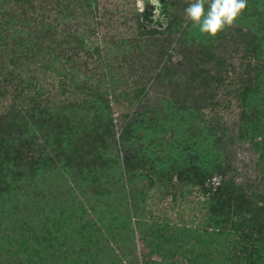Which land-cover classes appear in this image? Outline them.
I'll return each instance as SVG.
<instances>
[{
	"label": "trees",
	"instance_id": "obj_1",
	"mask_svg": "<svg viewBox=\"0 0 264 264\" xmlns=\"http://www.w3.org/2000/svg\"><path fill=\"white\" fill-rule=\"evenodd\" d=\"M176 5L0 0V264H264V0L215 38ZM153 188L198 221L149 215Z\"/></svg>",
	"mask_w": 264,
	"mask_h": 264
},
{
	"label": "rangeland",
	"instance_id": "obj_2",
	"mask_svg": "<svg viewBox=\"0 0 264 264\" xmlns=\"http://www.w3.org/2000/svg\"><path fill=\"white\" fill-rule=\"evenodd\" d=\"M177 2L176 10L180 16L184 17V0H175ZM137 5L141 9L142 3L137 0ZM176 56V55H175ZM238 65V63H237ZM156 92L161 91V88H155ZM154 94V92H152ZM157 94V93H155ZM221 98V104L218 107L219 115L223 122L232 130L235 128L236 120L239 114V108L236 105L234 99L229 95L227 96L226 92H221L219 95ZM126 111V103L121 101L120 104H115V116L118 117L123 112ZM210 113V112H209ZM255 152L250 148L249 144H242L237 147V153L235 157V163L238 167L240 177L244 180L253 181L256 174L257 168L255 165ZM203 197L199 195L197 191L189 196L183 197L179 196L177 200L172 199L171 196L164 197L162 196L155 188L151 189L149 196L147 198L148 203V214H153L158 216L161 219L169 220L171 223H180L185 221L186 223H191L193 220L198 221V217L201 216V203L199 199ZM137 245L138 250L141 252L147 251V246L144 244L142 238L137 234Z\"/></svg>",
	"mask_w": 264,
	"mask_h": 264
},
{
	"label": "clouds",
	"instance_id": "obj_3",
	"mask_svg": "<svg viewBox=\"0 0 264 264\" xmlns=\"http://www.w3.org/2000/svg\"><path fill=\"white\" fill-rule=\"evenodd\" d=\"M246 6L247 0H187L184 19L201 35L215 38L234 25Z\"/></svg>",
	"mask_w": 264,
	"mask_h": 264
},
{
	"label": "water",
	"instance_id": "obj_4",
	"mask_svg": "<svg viewBox=\"0 0 264 264\" xmlns=\"http://www.w3.org/2000/svg\"><path fill=\"white\" fill-rule=\"evenodd\" d=\"M142 3V21L145 27H162L166 23L169 0H138Z\"/></svg>",
	"mask_w": 264,
	"mask_h": 264
}]
</instances>
